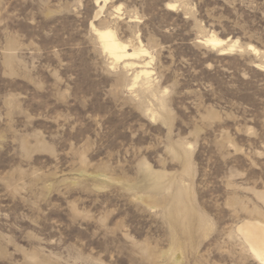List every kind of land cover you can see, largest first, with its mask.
Masks as SVG:
<instances>
[{"label": "rangeland", "instance_id": "374dc122", "mask_svg": "<svg viewBox=\"0 0 264 264\" xmlns=\"http://www.w3.org/2000/svg\"><path fill=\"white\" fill-rule=\"evenodd\" d=\"M104 5L0 0V264H260L264 0Z\"/></svg>", "mask_w": 264, "mask_h": 264}, {"label": "bare ground", "instance_id": "6f19581e", "mask_svg": "<svg viewBox=\"0 0 264 264\" xmlns=\"http://www.w3.org/2000/svg\"><path fill=\"white\" fill-rule=\"evenodd\" d=\"M106 3L107 0H105V5ZM104 7H101L100 12H102ZM172 7L175 6L172 5ZM92 27L97 35L103 51L107 53L115 62H124L126 68H133V66L136 65V62L134 61L138 58L140 59V56H142L141 54H149L147 50L143 48L141 50L133 48L132 51H130V45L119 42L120 40L117 39L118 37L116 36V33L110 29H98L93 24ZM204 42L208 46L214 49H218L221 52H227L235 50L237 48H241L239 47L240 45L238 46V41H234L232 45H227V42L225 40H222L215 35L206 38ZM248 47L254 54L258 56L261 55V52L257 48L253 47L252 45H249ZM149 65L150 63L145 64L144 67H141L140 71L136 72V76L132 84L133 88L139 84V80L141 78H151L152 72H150V70L148 69ZM259 67L264 68V64L259 65ZM236 232H238V237L241 238L242 243L245 244V247H247V249L253 256L252 258H255L258 263L264 264V223L262 221H259L258 219L245 220L237 226Z\"/></svg>", "mask_w": 264, "mask_h": 264}]
</instances>
